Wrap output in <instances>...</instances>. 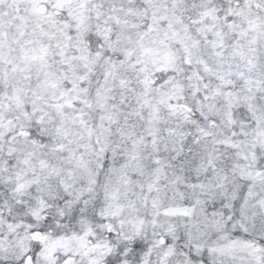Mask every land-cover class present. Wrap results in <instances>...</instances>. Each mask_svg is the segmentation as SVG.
Wrapping results in <instances>:
<instances>
[{
    "label": "snow or ice",
    "instance_id": "1",
    "mask_svg": "<svg viewBox=\"0 0 264 264\" xmlns=\"http://www.w3.org/2000/svg\"><path fill=\"white\" fill-rule=\"evenodd\" d=\"M0 264H264V0H0Z\"/></svg>",
    "mask_w": 264,
    "mask_h": 264
}]
</instances>
